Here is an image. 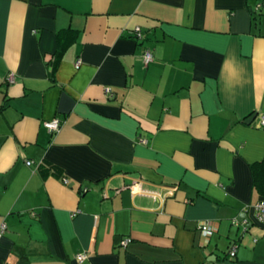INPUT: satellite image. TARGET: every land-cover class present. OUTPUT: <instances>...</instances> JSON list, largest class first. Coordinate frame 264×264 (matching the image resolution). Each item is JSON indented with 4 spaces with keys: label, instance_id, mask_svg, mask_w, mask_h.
Listing matches in <instances>:
<instances>
[{
    "label": "crops",
    "instance_id": "crops-1",
    "mask_svg": "<svg viewBox=\"0 0 264 264\" xmlns=\"http://www.w3.org/2000/svg\"><path fill=\"white\" fill-rule=\"evenodd\" d=\"M257 4L0 0V264H264Z\"/></svg>",
    "mask_w": 264,
    "mask_h": 264
},
{
    "label": "built area",
    "instance_id": "built-area-1",
    "mask_svg": "<svg viewBox=\"0 0 264 264\" xmlns=\"http://www.w3.org/2000/svg\"><path fill=\"white\" fill-rule=\"evenodd\" d=\"M256 10H264V6H262L261 4H257L256 7H255ZM135 35L140 38L141 37V32H140V28L137 27L135 30ZM143 56H144V61L147 63L149 61L152 60V54L151 52L148 50V49H145L144 50V53H143ZM79 61H77V64H78ZM6 81L8 83H12L14 81V74L13 73H9L7 76H6ZM106 93H110V88H106ZM44 125L45 127L51 131V132H55L59 129L60 125H61V122H60V119L58 118H54L50 121H45L44 122ZM259 125L264 127V114H261L259 116ZM26 164L27 165H30L31 164V161H26ZM129 190H130V193H136L141 189L140 187V183L138 181H133L129 186H128ZM253 212H254V219L256 220V222L260 223V224H264V199H260L258 201H256L254 204H253ZM232 223L233 224H236V225H245L246 224V220H242L241 222H238L237 220H232ZM199 229L202 233V235L204 237H208L210 236L216 229L214 226H211L208 222H200L199 224ZM5 230V224L2 223L0 224V236L2 235V233L4 232ZM128 239H123L121 241V244L122 245H126L128 243ZM234 251H235V245H232V247L230 248V251H229V254L231 256H234ZM85 254L83 253H79L76 255V259L78 262H82L85 258Z\"/></svg>",
    "mask_w": 264,
    "mask_h": 264
},
{
    "label": "trees",
    "instance_id": "trees-1",
    "mask_svg": "<svg viewBox=\"0 0 264 264\" xmlns=\"http://www.w3.org/2000/svg\"><path fill=\"white\" fill-rule=\"evenodd\" d=\"M262 5V4H261ZM262 6H264V5H262ZM260 10H262V9H260ZM132 37H134V38H137V36L136 35H132ZM137 39H139V38H137ZM58 55H59V52H57V53H55V57H54V60L51 62V64H52V69H51V72L53 71V68H54V63H55V59H57V57H58ZM229 253V252H228ZM230 255V254H229ZM231 256V255H230ZM232 257V256H231Z\"/></svg>",
    "mask_w": 264,
    "mask_h": 264
},
{
    "label": "water",
    "instance_id": "water-1",
    "mask_svg": "<svg viewBox=\"0 0 264 264\" xmlns=\"http://www.w3.org/2000/svg\"><path fill=\"white\" fill-rule=\"evenodd\" d=\"M256 116V113H253L252 115H250L246 120H245V123L246 124H250L251 121L255 118Z\"/></svg>",
    "mask_w": 264,
    "mask_h": 264
}]
</instances>
